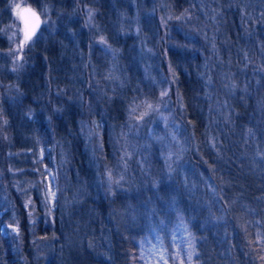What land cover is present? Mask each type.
Instances as JSON below:
<instances>
[{"label": "trees", "instance_id": "1", "mask_svg": "<svg viewBox=\"0 0 264 264\" xmlns=\"http://www.w3.org/2000/svg\"><path fill=\"white\" fill-rule=\"evenodd\" d=\"M24 1L43 25L0 62V264H264V0ZM148 58L179 160L126 134Z\"/></svg>", "mask_w": 264, "mask_h": 264}, {"label": "rangeland", "instance_id": "2", "mask_svg": "<svg viewBox=\"0 0 264 264\" xmlns=\"http://www.w3.org/2000/svg\"><path fill=\"white\" fill-rule=\"evenodd\" d=\"M16 5H20V8L24 5H28L24 0H11L9 14L13 17L14 21L7 22L3 35L0 38V43L6 45L7 50H0V62L7 61L10 64L12 72H17L21 69L23 56L22 51L31 44L33 38L29 41H25L23 38V27L20 22L19 15L17 14L19 9ZM39 15L42 14L39 12ZM8 15L5 14V18ZM43 17V16H42ZM41 17V18H42ZM43 23V22H42ZM43 25V24H42ZM181 25H176L175 30H181ZM186 34V31H183ZM144 52L154 58L155 52L151 48L144 49ZM155 61V60H154ZM150 76H146L149 79V93L144 95L141 102L134 104L131 115L130 134L134 136L136 141H149L147 138H152L157 144H161V155L168 157H174L179 160V147L186 145L185 131L180 124L177 123L176 117L171 107L170 99L168 96V82L167 73L164 69L157 65L158 72L152 71L150 59L148 58ZM163 94V95H162ZM150 106V107H149ZM87 131V129H85ZM89 138L86 137V140ZM130 139V138H129ZM144 139V140H143ZM52 147L39 146L36 150V160L39 161L45 156L50 161H54L51 157ZM58 161L64 156L57 153ZM180 169L183 170L182 167ZM34 171H37L36 169ZM41 171L44 172L43 188L46 199V205L50 208V211L54 209L57 199V176L54 170L47 165L41 166ZM184 173V172H183ZM37 174V173H36ZM101 185V184H99ZM108 187V186H107Z\"/></svg>", "mask_w": 264, "mask_h": 264}, {"label": "water", "instance_id": "3", "mask_svg": "<svg viewBox=\"0 0 264 264\" xmlns=\"http://www.w3.org/2000/svg\"><path fill=\"white\" fill-rule=\"evenodd\" d=\"M24 9H27L28 11H23ZM20 13L19 18L21 25L23 27V38L25 40V33L30 32L31 37L28 40H31L39 31V29L42 26V18L39 15V13L30 5H24L22 6L19 11ZM38 18V19H37Z\"/></svg>", "mask_w": 264, "mask_h": 264}, {"label": "snow or ice", "instance_id": "4", "mask_svg": "<svg viewBox=\"0 0 264 264\" xmlns=\"http://www.w3.org/2000/svg\"><path fill=\"white\" fill-rule=\"evenodd\" d=\"M16 8L19 9V8H20V5H16ZM23 11L26 12V11H28V10H27V9H24ZM17 14L20 15L19 12H18ZM37 19H38V18H37ZM30 37H31V33H30V32H26V33H25V40L30 39ZM162 95H163V94H162ZM149 107H150V106H149Z\"/></svg>", "mask_w": 264, "mask_h": 264}]
</instances>
